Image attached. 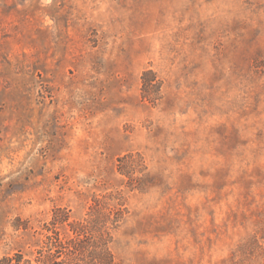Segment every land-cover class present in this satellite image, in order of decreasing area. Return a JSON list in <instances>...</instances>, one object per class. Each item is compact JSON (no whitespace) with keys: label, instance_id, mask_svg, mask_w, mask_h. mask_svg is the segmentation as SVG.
<instances>
[{"label":"rangeland","instance_id":"obj_1","mask_svg":"<svg viewBox=\"0 0 264 264\" xmlns=\"http://www.w3.org/2000/svg\"><path fill=\"white\" fill-rule=\"evenodd\" d=\"M97 200L114 264H264V0H0V264Z\"/></svg>","mask_w":264,"mask_h":264},{"label":"trees","instance_id":"obj_2","mask_svg":"<svg viewBox=\"0 0 264 264\" xmlns=\"http://www.w3.org/2000/svg\"><path fill=\"white\" fill-rule=\"evenodd\" d=\"M145 84L144 91L147 94L151 87L148 81H146ZM101 204V201H96V205L93 208L94 220L88 221L86 224H78L76 228L74 227V232L76 234L74 239L65 240L55 246L56 249H62L61 254L66 256L68 264H114L113 254L108 247L109 232L104 231L103 227H100L98 230V224L103 223L101 220L104 219L98 218L100 210L103 207ZM114 215L115 217L111 219V211V213L107 215V219L113 223L121 220V211L115 212ZM94 230L100 232L99 236L96 238L90 234V232ZM58 253H60V251Z\"/></svg>","mask_w":264,"mask_h":264}]
</instances>
